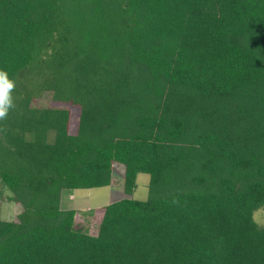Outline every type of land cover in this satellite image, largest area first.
Here are the masks:
<instances>
[{
    "label": "trees",
    "instance_id": "obj_1",
    "mask_svg": "<svg viewBox=\"0 0 264 264\" xmlns=\"http://www.w3.org/2000/svg\"><path fill=\"white\" fill-rule=\"evenodd\" d=\"M0 70V264H264V0H0ZM115 163L147 199L89 234L61 193Z\"/></svg>",
    "mask_w": 264,
    "mask_h": 264
},
{
    "label": "rangeland",
    "instance_id": "obj_2",
    "mask_svg": "<svg viewBox=\"0 0 264 264\" xmlns=\"http://www.w3.org/2000/svg\"><path fill=\"white\" fill-rule=\"evenodd\" d=\"M40 106H49L55 108H67L69 110L68 133L74 135L77 133L80 109L70 104H62L51 101L49 95L44 96L38 101ZM124 166L118 163L112 166L113 184L107 187L93 188L88 190L63 191L61 193V207L64 210H76L79 220L84 217L89 220L88 226L84 222L78 228L88 231L95 235L98 225L103 216V208L115 201L123 198L143 201L148 196L149 177L144 173H139L136 177V185L131 195L124 193ZM9 192L0 183V219L3 221H16L22 208L20 205L8 200ZM254 221L264 227V210L258 209L253 213ZM82 220V219H81ZM87 228V229H86Z\"/></svg>",
    "mask_w": 264,
    "mask_h": 264
},
{
    "label": "clouds",
    "instance_id": "obj_3",
    "mask_svg": "<svg viewBox=\"0 0 264 264\" xmlns=\"http://www.w3.org/2000/svg\"><path fill=\"white\" fill-rule=\"evenodd\" d=\"M15 84L8 78L6 71L0 70V120L5 119L11 108L14 107L12 91Z\"/></svg>",
    "mask_w": 264,
    "mask_h": 264
}]
</instances>
